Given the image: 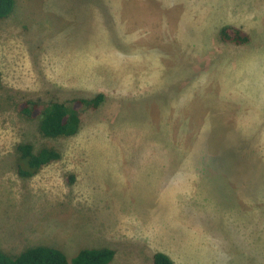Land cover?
Here are the masks:
<instances>
[{"label":"rangeland","instance_id":"374dc122","mask_svg":"<svg viewBox=\"0 0 264 264\" xmlns=\"http://www.w3.org/2000/svg\"><path fill=\"white\" fill-rule=\"evenodd\" d=\"M0 72L1 248L264 264V0H16ZM98 93L70 137L23 111ZM23 142L62 157L22 177Z\"/></svg>","mask_w":264,"mask_h":264},{"label":"trees","instance_id":"16d2710c","mask_svg":"<svg viewBox=\"0 0 264 264\" xmlns=\"http://www.w3.org/2000/svg\"><path fill=\"white\" fill-rule=\"evenodd\" d=\"M16 5V0H0V21L9 17ZM219 38L225 43L235 45L248 44L252 37L242 26L225 24L219 30ZM2 74L0 72V87ZM105 98L104 93L93 97H78L67 101L54 100L46 104L37 101H27L23 111L31 115L39 110L41 114L39 129L46 137L61 138L76 135L81 127V108L98 109ZM40 107V109H38ZM17 170L22 177H32L39 170L62 157L61 151L54 146L36 150L30 142H23L17 146ZM116 251L104 246L97 248H83L72 259L66 253L49 245L27 246L18 253H11L0 247V264H109ZM153 264H176L163 251L153 253Z\"/></svg>","mask_w":264,"mask_h":264},{"label":"crops","instance_id":"0c3cea01","mask_svg":"<svg viewBox=\"0 0 264 264\" xmlns=\"http://www.w3.org/2000/svg\"><path fill=\"white\" fill-rule=\"evenodd\" d=\"M177 263V262H176ZM177 264H179V263H177Z\"/></svg>","mask_w":264,"mask_h":264}]
</instances>
